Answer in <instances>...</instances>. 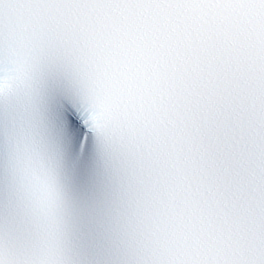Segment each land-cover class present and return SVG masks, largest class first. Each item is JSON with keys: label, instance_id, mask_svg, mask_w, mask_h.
I'll return each instance as SVG.
<instances>
[{"label": "snow or ice", "instance_id": "obj_1", "mask_svg": "<svg viewBox=\"0 0 264 264\" xmlns=\"http://www.w3.org/2000/svg\"><path fill=\"white\" fill-rule=\"evenodd\" d=\"M0 264H264V0H0Z\"/></svg>", "mask_w": 264, "mask_h": 264}]
</instances>
